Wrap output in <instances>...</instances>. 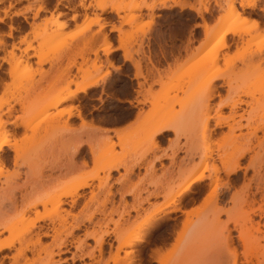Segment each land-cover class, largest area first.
Returning <instances> with one entry per match:
<instances>
[{"label":"rangeland","instance_id":"374dc122","mask_svg":"<svg viewBox=\"0 0 264 264\" xmlns=\"http://www.w3.org/2000/svg\"><path fill=\"white\" fill-rule=\"evenodd\" d=\"M79 1L0 0V123L8 145L1 153L0 222L7 230L0 239L13 240L0 253L2 264L14 263L18 251L33 259L31 264L50 259V264H264V132L256 131L252 139L249 135L245 145L264 116V0H81L84 6ZM230 3L239 15L230 20L239 34L220 39L224 27L217 29L218 20ZM12 15L22 17L14 21ZM16 30L17 41L12 38ZM105 43L112 47L106 54L100 50ZM125 51L140 64L137 78L132 61L123 58ZM86 79L98 80V85L44 113L70 107L82 119L66 123L53 114L51 125L44 114L34 116L62 87L73 90ZM210 80L215 84L211 89ZM234 98L248 100L239 104L235 116L221 107ZM218 117L226 122L216 124ZM125 122L129 124L121 135H111L105 127ZM168 122H175L177 132L166 131L152 145V131ZM232 125L241 128L232 132ZM73 135L81 145L89 140L92 149H111L127 166L106 177L95 163L99 156L85 154L90 147L80 154L73 149ZM124 135L128 144L121 140ZM230 142L234 149L227 146ZM242 149L247 152L239 158L240 171L219 169L224 158L230 162L227 156ZM209 150L205 163L212 159L219 172L202 162ZM221 152L230 154L220 160ZM82 156L88 164L83 165ZM251 159L255 166L248 164ZM72 164L78 166L73 172ZM193 169L206 178L193 183L173 203L176 210L167 212L173 209L165 202L171 186ZM255 173L263 180L252 178ZM85 177L90 186L79 190L73 203L64 197L57 209L53 195L71 191ZM156 192L160 194L152 196ZM236 194L238 199L230 201ZM37 198L45 203L31 207ZM163 209L166 213H157ZM99 237L101 245L95 241ZM129 239L136 241L119 246Z\"/></svg>","mask_w":264,"mask_h":264},{"label":"bare ground","instance_id":"6f19581e","mask_svg":"<svg viewBox=\"0 0 264 264\" xmlns=\"http://www.w3.org/2000/svg\"><path fill=\"white\" fill-rule=\"evenodd\" d=\"M60 1V0H59ZM81 1V0H80ZM79 1V4L80 5H82V1L80 2ZM162 4H163V6L162 7H166L165 6V4H164V2H161ZM82 6H84V5H82ZM144 7H147V8H154L155 7V4H151V5H147V4H144L143 5ZM246 6H251V5H246ZM101 9H103V7H100ZM227 9H229V10H227V14L225 13L224 14V16L222 15L221 17H222V19L220 18L219 20H218V24H217V29H221L222 27H224V29L221 31V33H219V35H218V38H220V39H222L223 37H224V35H226L227 33H231V34H239V31L237 30V29H235L233 26L234 25H232L234 22H231V21H234V19H238L239 18V15H238V13L236 12V11H234L235 9H234V5L232 4V3H230L229 4V6H228V8ZM18 14V13H17ZM75 14H73L72 15V17H71V19H74L75 18ZM70 19V18H69ZM231 19H233V20H231ZM231 20V21H230ZM1 21V20H0ZM229 22V23H228ZM62 25V24H61ZM60 25V27L62 28V26ZM104 25V24H103ZM101 26V25H100ZM59 27V26H58ZM59 27V28H60ZM58 28V29H59ZM60 28V29H61ZM101 28L103 29L104 28V26L102 27L101 26ZM60 29L59 30H57V32L58 31H60ZM207 29H205V31H206ZM56 32V33H57ZM10 34V33H9ZM58 35V34H57ZM111 48V49H110ZM100 50H102L103 51V53H107V52H109V50L111 51L112 50V47H110V46H108V43H105L104 44V46H102V48L100 49ZM94 53H95V56L97 55V52L96 51H94ZM93 53V54H94ZM105 53V54H106ZM192 55V54H191ZM35 56H38L39 57V55H35ZM189 57H191V56H188V59H186V60H192V58H190L189 59ZM193 57H196V56H193ZM97 58V57H96ZM123 58H124V60L125 61H129V62H131L132 61V57H131V55H130V52L128 53L127 51H125V53L123 54ZM195 59H193V63L195 62L194 61ZM196 61H197V59H196ZM136 63V62H135ZM135 63H133V61H132V63H131V65L133 64V67H135L136 69H137V71L138 72H136V74H134V76H135V78H137V76H139L140 75V64H139V62H137L136 64ZM192 63V64H193ZM193 66V65H192ZM196 66V65H195ZM195 66H193V68L195 67ZM196 67H198V66H196ZM196 67H195V69H196ZM201 68V67H200ZM199 68V69H200ZM194 69V71H196ZM199 71V70H198ZM199 73V72H198ZM197 74V73H196ZM195 74V75H196ZM208 88H212L215 84H214V81H212V80H210V81H208ZM98 85V80H91V79H86V80H83L81 83H79V84H76L75 85V87H74V89L73 90H69L68 89V86H65V87H62V89L59 91V93L60 94H58L57 96H54L53 98H52V100H50V101H44V103H42L41 105H39L38 106V108L36 109V112L34 113L33 112V114H34V116H38L40 113H42L41 115H43L44 113H45V111L46 110H48V109H54L56 106H58L60 103H62V102H64V101H66V100H68V99H70V98H74L77 94V92H81V93H86L89 89H91V88H93V87H96ZM141 82L139 83V82H137V86L140 88L141 87ZM214 88V87H213ZM209 89V90H210ZM137 91V90H136ZM138 92V91H137ZM58 93V92H57ZM43 96V95H42ZM42 96H41V98H42ZM28 98V97H27ZM39 98H40V96H39ZM39 98H37V100L39 99ZM232 99H233V97H232ZM236 98H234V100H231V101H226V103L224 102V105L222 104V108L223 107H228L229 109H230V112H231V114H236L237 112H236V110H237V108L239 107V104H241V103H243V104H247L246 102L248 101H245V100H242V99H239V98H237L236 100H235ZM24 100V99H23ZM40 100V99H39ZM130 100V99H129ZM127 101L129 104L132 102H130V101ZM26 101V100H25ZM24 101V102H25ZM251 101V100H250ZM249 101V102H250ZM27 102V101H26ZM136 103H138L137 101H135ZM248 102V103H249ZM21 103H23V102H21ZM20 103V104H21ZM132 104V103H131ZM24 105V104H23ZM25 105H26V103H25ZM24 105V106H25ZM28 105H29V102H28ZM27 105V106H28ZM221 105V104H220ZM249 105V104H248ZM220 107V108H221ZM219 108V109H220ZM241 109V108H240ZM55 110V109H54ZM9 111H10V109L8 110V112L7 113H9ZM42 111H44V112H42ZM244 111V110H243ZM47 112H49V111H47ZM53 114H55L54 115V118H62V117H64L65 118V122L67 123V121L69 120V119H72L73 117H77V118H83V115H81V112L79 111V110H77V112L75 113V112H73V109H71L70 107L69 108H60L59 109V111H57V113L54 111L53 112ZM53 114H52V112L51 113H47L46 115L44 114V116H47L45 119H44V116L42 117L44 120H48V119H51L50 120V124L51 125H53L52 124V122H55L56 121V119H54L52 116H53ZM242 114V113H241ZM49 115H51V117L49 116ZM264 115V114H263ZM263 115H261V117L263 116ZM40 116V115H39ZM138 116V115H137ZM140 116V115H139ZM232 115H229V117L230 118H232V119H234L233 117L235 116H233V117H231ZM241 117H243V115L242 116H240L239 115V118H240V120H241ZM32 118H36V117H32ZM39 118V117H38ZM38 118H37V120H38ZM53 118V119H52ZM139 118V117H138ZM34 119H32L33 121H34ZM41 120L42 122L44 121V120ZM206 119V118H205ZM217 119V118H216ZM261 120H260V124H257V125H255V126H257V127H255V129H252L251 127V130L253 131V132H249L248 133V136H246V137H248V139L246 138V143H245V145L247 144V141H249L250 139H252V138H255L256 137V131H258V130H262L263 132H264V116H263V118H260ZM31 120V121H32ZM58 120L59 119H57V122H58ZM207 120V119H206ZM239 120V119H238ZM239 120V121H240ZM39 122H40V118H39V120H38ZM37 121V122H38ZM49 121V120H48ZM48 121H45L44 123H47ZM239 121H236L237 122V124H238V122ZM28 121H26L25 123H23V122H21V123H23V124H26ZM39 122H38V124H39ZM204 122H205V124L207 123L205 120H204ZM226 121L223 119V118H220V117H218V119H217V122H216V124H222L223 125V123H225ZM233 122L236 124V122L233 120ZM30 122H28V124H29ZM172 123V122H171ZM171 123H164V124H161V125H158L153 131H152V133H151V135H150V141H151V144L152 145H155V143H156V138L160 135V134H162V133H164V132H166V131H171L172 130V132H173V129H177V127H175V126H177V125H175V126H173V124L175 123H173V124H171ZM22 124V125H23ZM28 124H26V125H28ZM40 124H41V122H40ZM39 124V125H40ZM48 124H49V122H48ZM49 124V125H50ZM204 124V123H203ZM215 124V123H214ZM239 124H240V122H239ZM48 125V126H49ZM56 125V124H55ZM54 125V126H55ZM218 125H217V127H218ZM241 125V124H240ZM240 125H238V126H229L230 127V129L232 130V132H233V129H236V128H238L239 129V127L241 128V126ZM250 125V124H249ZM248 125V126H249ZM25 126V125H24ZM38 126V125H37ZM47 126V127H48ZM53 126V127H54ZM200 126L202 127L203 125H201L200 124ZM204 126H206V125H204ZM204 126H203V128H204ZM3 127H4V123L2 124V123H0V134H1V132H2V130H3ZM46 127V128H47ZM234 127H236V128H234ZM243 127V126H242ZM253 128H254V126H252ZM50 128V127H49ZM173 128V129H172ZM207 128V127H206ZM205 128V129H206ZM5 129V128H4ZM51 129H53L52 127H51ZM122 129H123V127H122ZM121 129V130H122ZM174 130L175 132H177V130ZM114 131H115V133L117 134V135H121V130L120 129H117V131L115 130V129H113ZM204 130V129H203ZM250 130V131H251ZM123 131V130H122ZM128 132V131H127ZM129 133H131V135H133L134 133L133 132H131V131H129ZM133 133V134H132ZM3 134V133H2ZM2 134L0 135V165H3L5 162L3 161V157H1V153H2V151H3V148H4V146H8L7 145V140H6V138H5V136H2ZM125 135H126V132L124 133ZM203 134V133H202ZM205 134V133H204ZM125 135H124V139H121V140H124V141H126L127 140V137H126V140H125ZM131 135L129 136V138H128V140L130 139V137H131ZM249 135H252L251 137L249 136ZM119 138L118 139H120L121 137L120 136H118ZM249 137H250V139H249ZM234 138V137H233ZM232 138V139H233ZM236 138H238V137H236ZM236 138L234 139V140H236ZM91 139V138H90ZM230 140L231 142H233V140ZM88 140V139H87ZM120 141V140H119ZM237 141V140H236ZM236 141H234V143L236 142ZM71 142H72V146L74 147L73 149L75 150V151H78V153L80 154V153H82V152H84V149H85V146L87 147H90V150H89V148H87L86 150V153L85 154H89V155H91V157H92V155H94V154H97L98 156H99V160L97 161V162H95L96 163V165H97V168H98V170H100V172L102 171L103 172V174H105L106 175V177H108V172L109 171H112V170H117L119 167H125V166H127V163H125V164H122L123 163V160L121 159L120 160V158H119V156H117V155H115L113 152H112V150L110 149V152H108L107 150H100V148H99V150L98 149H92L93 147H91L90 146V141L88 140V141H86V142H82V145H81V143L78 141V137L77 136H75V135H73L72 136V138H71ZM122 142V141H121ZM120 142V143H121ZM231 142H230V144H228L227 143V146L228 147H231L230 145H234V143H232L231 144ZM126 143H127V141H126ZM176 144H177V142H175ZM248 143H250V141L248 142ZM128 144V143H127ZM79 145H81V146H79ZM126 145V144H125ZM124 145V146H125ZM232 145V146H233ZM249 145V144H248ZM248 145H246V146H248ZM131 146V145H130ZM178 147H179V145H178ZM224 147V146H223ZM125 148V147H124ZM130 148V147H129ZM180 148V147H179ZM222 148V147H221ZM220 148V149H221ZM232 149H234L233 147H231ZM105 149V148H104ZM131 149V148H130ZM129 149V150H130ZM14 150V149H13ZM97 150V151H96ZM127 150V149H126ZM246 150H248L247 148H246ZM245 149L243 150H238L237 151V155L235 154V155H232V154H230V156H227V155H229V154H226V153H219V154H223V155H220V156H223V157H219L218 159H222V158H224L225 156H227V157H229V158H231L232 159V161L230 160V162L228 161V159L226 158V161L228 162H226L225 161V158H224V160L222 161V162H220V160H219V162H220V164L221 165H219V163H218V165H219V169L221 170L223 167V169L225 170V173H227V174H234V173H236V172H238V170L239 169H241V166L242 165H240L239 163V158H241V157H243V155H244V153H246L247 151H246ZM15 151H17V149L15 150ZM210 151L211 150H209V151H207V152H205L204 154H203V160H202V162L204 161V165L206 164H211V167L210 166H206L207 168L206 169H208V168H211V170H213V168H214V170H217L218 171V168H216L217 167V165L215 164V162H214V164L212 163V159L208 162V163H205V162H207V161H205L207 158H209V157H211V155H210ZM249 151V150H248ZM175 152V151H174ZM223 152H225V151H223ZM16 154V153H15ZM234 154V153H233ZM73 155H74V153H73ZM125 155V154H124ZM231 156H234L233 158L231 157ZM83 158H82V160H83V165L85 164L86 165V162H87V164H88V158H87V160H86V156L84 157V156H82ZM15 158L16 157H14L13 159L15 160ZM84 158H85V160H84ZM124 159H125V157H123ZM128 159H129V157H127ZM202 159V158H201ZM225 161V162H224ZM253 160L251 159L250 161H249V163L248 164H252L253 162H252ZM201 162V163H202ZM211 162V163H210ZM252 162V163H251ZM82 163H81V165H82ZM230 163V164H229ZM232 163V164H231ZM214 166H213V165ZM227 164L229 165V166H227ZM121 165V166H120ZM135 165L137 166V164L135 163ZM216 165V166H215ZM252 165H254V164H252ZM251 165V167H253L254 168V166H252ZM223 166V167H222ZM247 166H250V165H247ZM78 166L76 165H73L72 164V166L69 168L70 169V171L71 172H73L76 168H77ZM134 165L132 164V166L130 165V166H128V167H126L127 169H128V173H130L131 172V170H133L134 169ZM243 167V166H242ZM246 166H244V168H245ZM33 167H31L30 166V170L32 169ZM75 168V169H74ZM203 168H204V166H203ZM244 168H243V170H244ZM74 169V170H73ZM222 169V170H223ZM245 169H247V167L245 168ZM126 170V169H125ZM203 170V169H202ZM240 171V170H239ZM245 171V170H244ZM242 172V173H244L245 174V172ZM257 171V170H256ZM255 171V172H256ZM107 172V173H106ZM215 172V171H214ZM213 172V173H214ZM219 172V171H218ZM217 172V173H218ZM259 172V171H258ZM110 173V172H109ZM213 173H212V175H213ZM257 173V172H256ZM256 173H255V177H253L252 176V178H254L255 180H256V178H258L257 176L259 175V173H258V175L256 176ZM243 174V175H244ZM129 175V174H128ZM243 175H242V178H241V180L243 179ZM130 176V175H129ZM216 176V175H215ZM215 176H214V178H215ZM218 176V175H217ZM232 176V175H231ZM105 177V176H104ZM208 177V176H207ZM210 177V176H209ZM226 177H228L227 175H226ZM230 177V176H229ZM239 177V176H238ZM245 177V176H244ZM259 177H262L261 176V174H260V176ZM204 178H206V175L203 173V171H200V172H197L196 173V171L193 169V170H191V171H187V173L186 174H184L183 176H182V179H180L178 182H177V184H175V186L173 187V186H171V189L169 190V192H168V200L167 201H165L166 203H167V205L168 206H171V207H173V209H171V210H167V212L168 211H173V210H176V206L173 204L174 202L176 203L177 201H180L181 200V198H183L186 194H187V192H189V190H190V188H191V186H192V184L193 183H195V182H197V181H200V180H202V179H204ZM214 178H212V179H214ZM218 178V177H217ZM251 178V179H252ZM263 178V177H262ZM216 179V178H215ZM215 179L212 181V182H215ZM240 179V178H239ZM238 179V180H239ZM245 179V178H244ZM250 179V180H251ZM259 179L260 178H258V181H259ZM228 180H229V178H228ZM249 180V181H250ZM261 180V179H260ZM263 180V179H262ZM261 180V181H262ZM89 181V178H87V177H85V178H82L81 180H79L77 183H75L74 184V187H73V189L71 190V191H65V192H62V193H59V194H54L53 196H55V204H56V207H57V209H58V207H59V204H62V203H64V200H62L64 197H70V198H72L71 200H70V202H74L75 200L73 199V197L74 196H76L77 195V192L79 191V190H83V189H85V188H88L89 186H90V183L88 182ZM229 181H231V180H229ZM229 181H227L226 183L228 184L229 183ZM252 181V180H251ZM257 181V180H256ZM257 181V182H258ZM8 182V181H7ZM211 182V181H210ZM257 182H256V185H257ZM260 182V181H259ZM263 182H261V184H262ZM259 184V183H258ZM247 185V184H246ZM263 185H264V183H263ZM225 186H226V184H225ZM228 186H229V184H228ZM258 187V186H257ZM34 188V187H33ZM258 188H263V186L261 185V187H258ZM37 189V188H36ZM36 189H34V190H36ZM264 189V188H263ZM32 190V189H31ZM37 192H38V190H36ZM35 191V192H36ZM260 191V190H259ZM40 192V191H39ZM39 192H38V194H39ZM216 192V191H215ZM214 191H213V193L214 194H216ZM262 192V190L259 192V193H261ZM156 194H160V193H154V195H152V196H158V195H156ZM214 194H212L213 195V197H216V198H218L216 195H214ZM245 194V193H244ZM261 194H263V197H264V192L263 193H261ZM40 195V194H39ZM212 195H211V198H212ZM233 195V194H232ZM231 195V199H230V201L233 199V200H236V199H238L237 197L239 196L238 194H236V195H234V196H232ZM238 195V196H237ZM243 196V194H241V197ZM245 196L247 197L248 195L247 194H245ZM245 196H243V197H245ZM259 196H260V194H259ZM164 197H166V196H164ZM236 197V199H234ZM245 197V198H246ZM261 197V198H260ZM259 198H260V200L261 199H263L262 198V195L260 196ZM215 198V199H216ZM248 198V197H247ZM215 199H213V200H215ZM232 200V201H233ZM245 200V199H244ZM247 200V199H246ZM43 201V202H42ZM253 201H255L254 199H253ZM263 202H264V200H262ZM41 203V204H44L45 202H44V200H42V198H41V200H39V198H37V200H32V202H30V204H31V207H34L36 204H38V203ZM247 202V201H246ZM252 201L250 200V203H251ZM261 202V201H260ZM39 203V204H40ZM178 203V202H177ZM261 204H262V202H261ZM261 204L260 205H258L257 207H258V209L262 212L263 210H262V208H261ZM264 204V203H263ZM133 210H137L136 209V207H134L133 206ZM254 211V210H253ZM160 212H163V213H166V210L164 211V209L163 210H159L157 213H160ZM185 213H187V211H185ZM253 213V212H252ZM264 215V214H263ZM6 225L3 223V222H0V233L3 231V230H7V229H5V228H7V226L5 227ZM40 227V226H39ZM11 228V227H10ZM9 229V228H8ZM239 229V228H238ZM10 230V229H9ZM26 230V229H25ZM28 231H29V228H28ZM31 231V230H30ZM40 231V230H39ZM47 231V230H46ZM46 231H45V235L49 232H47L46 233ZM26 232H27V230H26ZM30 233V232H29ZM28 233V234H29ZM32 233V232H31ZM30 233V234H31ZM27 234V233H26ZM34 234H36L37 235V237L35 238V243H37V242H40V237H39V232H36V233H34ZM49 234V233H48ZM36 235H34V236H36ZM42 235H43V232H42ZM33 236V237H34ZM27 237H31V235L29 236H27ZM24 238H26V236L24 237ZM102 238L103 237H99V239L97 238V240H95L96 241V244H98V245H101V243H103L102 241ZM31 239V238H30ZM3 240V239H2ZM1 239H0V253L2 252V251H4L5 249H9L11 246H13L12 245V241L10 240H8V241H2ZM136 240H141V238H137ZM136 240H131V239H129V240H125V241H122L120 244H119V246L121 247V246H127V245H131V244H133L134 243V241H136ZM27 241V240H26ZM34 243V244H35ZM24 244V243H23ZM37 245V244H36ZM38 246H40V243H39V245ZM118 246V247H119ZM21 247V246H20ZM25 248H27V247H25ZM24 248V249H25ZM98 248L100 249V246H98ZM21 250H23L22 248H20ZM20 250V251H21ZM59 250H61L60 248H59ZM58 251V250H57ZM22 252V253H21ZM21 252H19L18 251V254L17 255H15L14 257H13V259H14V263H11V264H19V263H21V264H31V263H28V262H30V261H33V259H31L30 261L28 260V259H26V257L23 255L22 256V254L24 253L23 251H21ZM62 252V251H61ZM58 253H59V251H58ZM91 254V253H90ZM90 254H88L89 256H92V255H90ZM87 255V256H88ZM24 257L25 259L23 260L21 257ZM19 257L21 258V260H23L22 262H20L19 260ZM80 257V256H79ZM75 259V258H74ZM28 260V261H27ZM51 260V262L49 261V263L48 264H50V263H52V260L53 259H50ZM127 260V259H126ZM13 262V261H12ZM54 263H55V261H53ZM125 262V261H124ZM129 262V261H128ZM3 262L0 260V264H2ZM33 263H35L34 261H33ZM132 263V262H131ZM123 264H125V263H123Z\"/></svg>","mask_w":264,"mask_h":264},{"label":"crops","instance_id":"0c3cea01","mask_svg":"<svg viewBox=\"0 0 264 264\" xmlns=\"http://www.w3.org/2000/svg\"><path fill=\"white\" fill-rule=\"evenodd\" d=\"M22 16L21 15H12V19H14V21H16V19L17 18H21ZM9 19H7V20H5L4 21V23H5V25H8V23H9ZM28 23H29V21H28ZM20 30H16V31H14L13 32V39H15L16 41H17V39L19 38V36H20V32H19ZM26 31V30H25ZM24 31V32H25ZM7 40H8V42L10 43L11 42V38H7ZM29 53H31V50L29 51ZM31 62L32 63H35L36 62V57H33V58H31ZM46 68V67H45ZM4 79L6 80V81H8V78L6 77V76H4ZM1 90H2V84L0 83V92H1ZM128 124H129V122H125V123H120V124H110V125H108V126H105L106 128H108L109 130H110V134L111 135H113V134H115V131L113 130V129H115L116 131H117V129H122V127H123V129L125 128V127H127L128 126ZM122 129V130H123ZM121 130V131H122ZM165 133L166 132H164V133H162L161 135H159L158 137H160V136H164L165 135ZM73 158H76L75 156H72V158L71 159H73ZM78 157H77V160H76V162L78 161ZM155 165H156V167L158 168L159 167V161H156L155 162ZM75 169V168H74ZM73 169V170H74ZM76 170V169H75ZM135 171H137V169L135 170ZM143 172V171H142Z\"/></svg>","mask_w":264,"mask_h":264}]
</instances>
